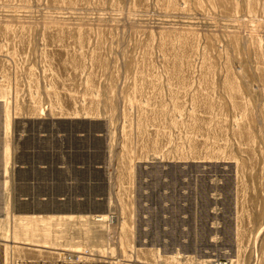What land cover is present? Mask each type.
<instances>
[{"label":"rangeland","instance_id":"rangeland-1","mask_svg":"<svg viewBox=\"0 0 264 264\" xmlns=\"http://www.w3.org/2000/svg\"><path fill=\"white\" fill-rule=\"evenodd\" d=\"M0 264H264V0H0Z\"/></svg>","mask_w":264,"mask_h":264}]
</instances>
